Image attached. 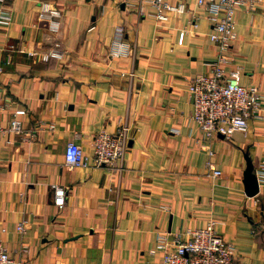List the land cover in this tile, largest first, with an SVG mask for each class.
I'll list each match as a JSON object with an SVG mask.
<instances>
[{
	"label": "crops",
	"instance_id": "obj_1",
	"mask_svg": "<svg viewBox=\"0 0 264 264\" xmlns=\"http://www.w3.org/2000/svg\"><path fill=\"white\" fill-rule=\"evenodd\" d=\"M168 1L187 10L160 22L143 0L0 3L11 14L0 27V121L25 109L22 128L33 134H0V242L19 264H162L149 253L158 235L210 221L242 264H264V184L249 197L242 182L245 154L254 171L264 162V105L244 130L203 137L188 85L218 54L212 24L195 0ZM42 3L61 13L57 33L39 18ZM233 18L237 38L222 68L238 70L264 99V0ZM118 30L130 54L111 59ZM52 49L63 57L43 60ZM120 126L128 128L122 159L94 166V135ZM69 142L87 167L65 164ZM208 151L218 177L205 167ZM52 185L65 190L62 209Z\"/></svg>",
	"mask_w": 264,
	"mask_h": 264
},
{
	"label": "built area",
	"instance_id": "obj_2",
	"mask_svg": "<svg viewBox=\"0 0 264 264\" xmlns=\"http://www.w3.org/2000/svg\"><path fill=\"white\" fill-rule=\"evenodd\" d=\"M4 0H0L2 3ZM253 0H195L199 7L206 8L208 20L212 24L210 40L216 43L218 54L215 59L205 65L208 72L197 74L190 80L188 93L191 100L190 119L202 132L203 137L210 140L216 136L228 137L235 131L244 130L248 121L261 117L260 111L264 105L263 96L256 85L240 83V72L231 71L225 75L222 65L229 60L227 51L237 38L234 31V11ZM156 12V20L165 22L169 14H182L187 8L185 3L175 5L168 0H143ZM163 11L165 13H163ZM38 16L48 22V29L57 33L60 28L61 13L49 3H42ZM11 22L10 12L0 8V27H7ZM183 33L178 44H182ZM130 54L129 45L123 40L122 31L115 32L109 46V58L127 57ZM49 57L61 59L63 53L52 49L43 54L42 59ZM25 109H17L9 119L7 126L0 121V134L6 132L21 135L24 139L32 138L33 134L24 132L22 119L26 116ZM48 130L54 125L49 124ZM126 126H120L114 134L98 132L92 140V159L94 166H117L127 148ZM213 153L208 151L205 167L213 177L221 175L211 161ZM65 164L69 167H87L86 158L80 145L69 142L64 152ZM258 187L264 184V162L255 171ZM53 204L62 209L65 205V190L52 185ZM22 231V227L18 228ZM150 254H161L162 264H242L235 254L233 246L216 232V222L210 221L203 227L185 229L174 233L171 238L166 234L157 236ZM0 264H19L15 261L4 245L0 242Z\"/></svg>",
	"mask_w": 264,
	"mask_h": 264
},
{
	"label": "water",
	"instance_id": "obj_3",
	"mask_svg": "<svg viewBox=\"0 0 264 264\" xmlns=\"http://www.w3.org/2000/svg\"><path fill=\"white\" fill-rule=\"evenodd\" d=\"M246 168L243 173V185L245 194L249 197L255 196L259 192L258 182L254 173V167L247 154L244 156Z\"/></svg>",
	"mask_w": 264,
	"mask_h": 264
}]
</instances>
